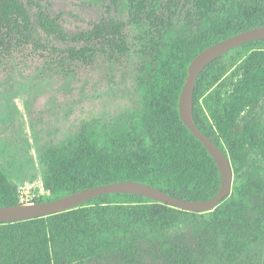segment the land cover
Masks as SVG:
<instances>
[{
	"label": "trees",
	"instance_id": "1",
	"mask_svg": "<svg viewBox=\"0 0 264 264\" xmlns=\"http://www.w3.org/2000/svg\"><path fill=\"white\" fill-rule=\"evenodd\" d=\"M123 3L77 33L42 0H0V60L24 52L68 73L77 66L128 69L136 102L112 121L93 119L41 152L52 201L96 186L136 181L184 201L220 187L218 167L183 125L178 100L192 59L211 45L264 26V0H109ZM56 40L63 47L46 43ZM197 128L228 157L231 193L193 213L128 194H107L60 214L0 223V264H264V40L208 65L193 94ZM23 201L0 170V207Z\"/></svg>",
	"mask_w": 264,
	"mask_h": 264
},
{
	"label": "rangeland",
	"instance_id": "2",
	"mask_svg": "<svg viewBox=\"0 0 264 264\" xmlns=\"http://www.w3.org/2000/svg\"><path fill=\"white\" fill-rule=\"evenodd\" d=\"M42 4L67 33L85 30L102 17H126L121 1L116 7L109 0H42ZM46 43L63 47L52 39ZM73 69L68 73L24 52L0 60V170L17 185L26 203L45 195L39 160L46 145L74 135L83 122L112 121L138 98L128 69L111 70L100 64ZM251 163L264 179V159L257 154Z\"/></svg>",
	"mask_w": 264,
	"mask_h": 264
},
{
	"label": "water",
	"instance_id": "3",
	"mask_svg": "<svg viewBox=\"0 0 264 264\" xmlns=\"http://www.w3.org/2000/svg\"><path fill=\"white\" fill-rule=\"evenodd\" d=\"M257 40H264V26L244 31L217 42L201 51L190 62L187 69V76L179 95L178 112L183 125L204 146L205 150L213 158L218 167L220 173V187L214 197L204 201H184L155 187L140 182L121 181L83 189L52 201L22 203L15 206L0 207V223L21 222L60 214L75 209L94 198L107 194L135 195L193 213L213 211L230 195L233 183V171L228 157L215 143L206 137L195 124L193 115L195 84L202 71L213 61L235 48Z\"/></svg>",
	"mask_w": 264,
	"mask_h": 264
}]
</instances>
